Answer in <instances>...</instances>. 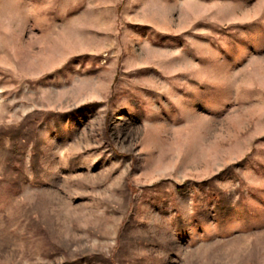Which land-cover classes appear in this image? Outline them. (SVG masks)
<instances>
[{
	"label": "rangeland",
	"instance_id": "374dc122",
	"mask_svg": "<svg viewBox=\"0 0 264 264\" xmlns=\"http://www.w3.org/2000/svg\"><path fill=\"white\" fill-rule=\"evenodd\" d=\"M0 264H264V0H0Z\"/></svg>",
	"mask_w": 264,
	"mask_h": 264
}]
</instances>
